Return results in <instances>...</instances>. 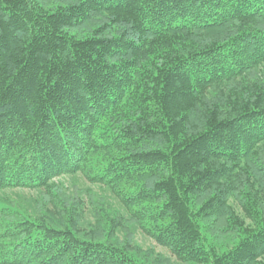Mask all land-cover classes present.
Returning a JSON list of instances; mask_svg holds the SVG:
<instances>
[{"label": "trees", "instance_id": "16d2710c", "mask_svg": "<svg viewBox=\"0 0 264 264\" xmlns=\"http://www.w3.org/2000/svg\"><path fill=\"white\" fill-rule=\"evenodd\" d=\"M77 175L181 264H264V0H0V264H154Z\"/></svg>", "mask_w": 264, "mask_h": 264}, {"label": "rangeland", "instance_id": "374dc122", "mask_svg": "<svg viewBox=\"0 0 264 264\" xmlns=\"http://www.w3.org/2000/svg\"><path fill=\"white\" fill-rule=\"evenodd\" d=\"M61 183L62 191L67 200L79 199L83 201L84 215L81 224L83 229H91L96 217L95 208L97 204H103L111 214H117L126 220L127 228L125 232L122 231L123 233H120L121 239H123L124 234H127L132 244L139 247L144 253H147L148 258L154 264H181L167 249L158 246L151 238L142 234L132 224L127 212L108 190L89 184L81 175L64 177L61 179ZM1 197L10 199L16 203H22L28 209L30 206H33L32 210L34 211L38 208L41 209V203L36 202L40 201L41 198V195L37 192L26 190L7 191Z\"/></svg>", "mask_w": 264, "mask_h": 264}]
</instances>
